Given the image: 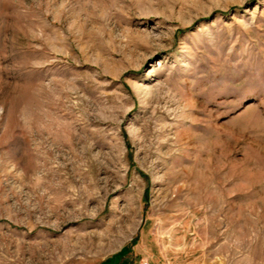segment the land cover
<instances>
[{
	"label": "rangeland",
	"instance_id": "rangeland-1",
	"mask_svg": "<svg viewBox=\"0 0 264 264\" xmlns=\"http://www.w3.org/2000/svg\"><path fill=\"white\" fill-rule=\"evenodd\" d=\"M264 264V0H0V264Z\"/></svg>",
	"mask_w": 264,
	"mask_h": 264
},
{
	"label": "built area",
	"instance_id": "built-area-1",
	"mask_svg": "<svg viewBox=\"0 0 264 264\" xmlns=\"http://www.w3.org/2000/svg\"><path fill=\"white\" fill-rule=\"evenodd\" d=\"M140 264H148L146 260H142Z\"/></svg>",
	"mask_w": 264,
	"mask_h": 264
}]
</instances>
